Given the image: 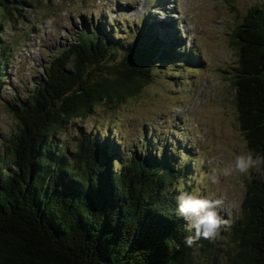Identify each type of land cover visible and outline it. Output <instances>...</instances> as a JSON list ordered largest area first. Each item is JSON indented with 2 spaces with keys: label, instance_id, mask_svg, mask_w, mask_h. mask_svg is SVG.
<instances>
[{
  "label": "trees",
  "instance_id": "16d2710c",
  "mask_svg": "<svg viewBox=\"0 0 264 264\" xmlns=\"http://www.w3.org/2000/svg\"><path fill=\"white\" fill-rule=\"evenodd\" d=\"M41 1L0 0V107L15 122L1 141L0 264H264V177L247 181L243 215L226 233L189 247L186 221L176 215L179 193L171 190L186 170L176 140H156L148 151L146 138L124 151L120 141L82 130L75 146L61 144L73 120L137 96L152 80L158 53L176 62L181 45L156 36L126 45L82 22L27 95L3 98L14 45L5 28ZM233 36L241 129L249 148L264 154V0Z\"/></svg>",
  "mask_w": 264,
  "mask_h": 264
},
{
  "label": "rangeland",
  "instance_id": "374dc122",
  "mask_svg": "<svg viewBox=\"0 0 264 264\" xmlns=\"http://www.w3.org/2000/svg\"><path fill=\"white\" fill-rule=\"evenodd\" d=\"M260 1L42 0L17 13V21L5 28V38L14 45L3 98L27 95L43 75L44 65L73 39L82 22L99 26L126 45L139 39L146 43L153 36L172 48L181 45L173 54L176 62L158 53L152 80L137 96L98 105L88 117L73 120L59 138L61 144L73 147L84 130L120 141L124 151L146 138L148 151L156 140L161 145L176 140V155L186 168L179 184L188 191L199 188L223 198L225 223L219 234H224L243 215L247 181L253 175L264 177V171L252 170L247 176H220L216 185L207 179L212 163L222 166L235 154L251 150L234 97L232 75L239 50L233 34L250 7ZM122 51L116 52V59ZM14 131L12 115L0 107V155L1 141Z\"/></svg>",
  "mask_w": 264,
  "mask_h": 264
},
{
  "label": "clouds",
  "instance_id": "9594fccd",
  "mask_svg": "<svg viewBox=\"0 0 264 264\" xmlns=\"http://www.w3.org/2000/svg\"><path fill=\"white\" fill-rule=\"evenodd\" d=\"M252 170L264 171V154L248 150L235 154L222 166L219 162L212 163L207 179L211 185H216L220 176H247ZM171 190L179 193L175 197L176 215L187 224L188 235L183 238L184 244L191 247L200 238L214 240L225 223L221 216L223 198H217L213 193L201 192L199 188L185 190L183 183L174 185Z\"/></svg>",
  "mask_w": 264,
  "mask_h": 264
}]
</instances>
